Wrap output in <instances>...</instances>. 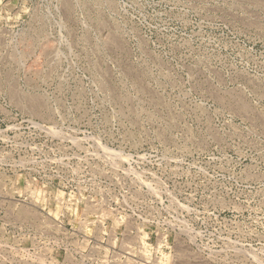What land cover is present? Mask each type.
<instances>
[{
    "label": "rangeland",
    "instance_id": "1",
    "mask_svg": "<svg viewBox=\"0 0 264 264\" xmlns=\"http://www.w3.org/2000/svg\"><path fill=\"white\" fill-rule=\"evenodd\" d=\"M44 263L264 264V0H0V264Z\"/></svg>",
    "mask_w": 264,
    "mask_h": 264
},
{
    "label": "bare ground",
    "instance_id": "2",
    "mask_svg": "<svg viewBox=\"0 0 264 264\" xmlns=\"http://www.w3.org/2000/svg\"><path fill=\"white\" fill-rule=\"evenodd\" d=\"M96 208V207H95ZM104 210V209H103ZM105 211V210H104ZM104 214V213H103ZM109 215V214H108ZM24 216V215H23ZM33 217H36L32 214ZM18 219V218H17ZM30 221V220H29ZM22 222V221H21ZM84 225V224H83ZM129 226V225H128ZM138 241V240H137ZM180 251V250H179ZM41 258V257H40ZM185 259V258H184ZM177 262V261H176ZM45 264V263H44ZM187 264V263H186Z\"/></svg>",
    "mask_w": 264,
    "mask_h": 264
}]
</instances>
